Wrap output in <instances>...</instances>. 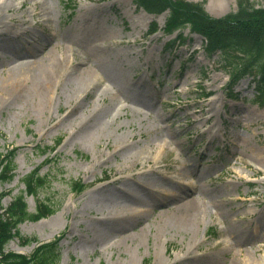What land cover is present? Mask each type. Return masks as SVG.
Wrapping results in <instances>:
<instances>
[{
	"label": "rangeland",
	"instance_id": "1",
	"mask_svg": "<svg viewBox=\"0 0 264 264\" xmlns=\"http://www.w3.org/2000/svg\"><path fill=\"white\" fill-rule=\"evenodd\" d=\"M189 1L204 2L215 17L238 9V0ZM5 2L0 151L18 152L14 180L0 181L2 205L39 169L51 182L38 199L57 208L20 225L38 243L15 239L7 251L28 256L64 234L59 264H231L248 256L264 264V107L254 102L251 78L231 87L202 37L188 28L166 35L167 13L149 14L134 0ZM153 22L160 29L149 35ZM49 52L63 61L53 91L44 92L39 67L11 79L18 62ZM76 181L89 187L74 193ZM195 189L224 215L203 212L190 229L178 212L181 201L168 197ZM260 196L261 204L253 202ZM27 202L35 212L37 198ZM131 206L137 210L127 211ZM250 213L261 216L238 221ZM228 222L247 231L246 243L229 239Z\"/></svg>",
	"mask_w": 264,
	"mask_h": 264
},
{
	"label": "trees",
	"instance_id": "2",
	"mask_svg": "<svg viewBox=\"0 0 264 264\" xmlns=\"http://www.w3.org/2000/svg\"><path fill=\"white\" fill-rule=\"evenodd\" d=\"M139 7L150 13L160 14L169 10L166 31L173 32L184 26L204 36L206 51L219 54L220 65L230 74L232 84L251 75L257 82V103L264 106V4L257 7L249 0H239L236 13L215 18L209 15L203 4L185 0H135ZM154 24V29L155 28ZM59 143V142H57ZM15 153H0V178L10 181ZM28 194H36L47 179L32 173L25 179ZM74 191L82 192L85 186L76 182ZM0 197V211L2 210ZM4 209V208H3ZM52 213L49 205L41 203L35 214L28 212L23 194L0 212V264H59L58 245L60 237L39 246L31 256L7 253L6 245L15 237L23 244L31 243L18 233V225L26 219L38 220Z\"/></svg>",
	"mask_w": 264,
	"mask_h": 264
},
{
	"label": "bare ground",
	"instance_id": "3",
	"mask_svg": "<svg viewBox=\"0 0 264 264\" xmlns=\"http://www.w3.org/2000/svg\"><path fill=\"white\" fill-rule=\"evenodd\" d=\"M5 1L6 0H3V2H0V25L5 24L6 19H7L3 15L4 14L3 12L10 10L9 5ZM222 13H223L222 11L214 12L215 15H221ZM161 25H163V23H161ZM31 57H32L31 59H24L18 62L19 66L17 67V70H15V73L12 75L11 79L19 81L21 77L26 76L29 73H32L33 72L32 70H35L36 67L37 68L39 67L40 74L38 78H40L41 80L40 82L44 86V92L47 93L51 87H52L51 91H53L56 85L52 80H54V78L57 77L58 73L61 72L63 61L61 62L58 56L50 52L48 53L47 56L44 55V56L38 57V54H34V55H31ZM71 75L72 77H74V73H72ZM87 94H90V92H88ZM198 117L196 116L197 122L200 121ZM157 169L158 167L155 166L152 169V171L156 172ZM123 179L124 177L122 176L119 179H117V181L119 180L122 181ZM114 182L115 180L110 181V183H114ZM170 198H174L176 202L181 201V204L177 206L178 212L183 217L186 227L187 228L189 227L190 229H193L194 224H198L201 221L203 212L211 213L212 215L217 216L219 218L223 217L224 215V213L219 210V208L217 207L216 203L213 200H210V201L206 200L207 196L203 192H201V190L199 189H195L190 195H187L185 197L184 196L175 197L174 195H169L168 199ZM262 199L263 197L260 196L258 198H255L253 202L261 204ZM241 200L243 201V203L248 202L247 198H242ZM232 202H239V199L232 200ZM172 203L173 202L171 201H166L165 207L168 208L172 206ZM129 209H126V210L136 211L137 207L131 206V208ZM256 216H261V213L258 215L255 213H250L247 216L241 219H238V221H241V222L249 221L251 223ZM226 233L229 235V239L234 240L235 243L244 244L249 239L247 231L241 230L239 228L234 229L233 226L229 224V222H228V225H226ZM181 251H183V249H181ZM190 255H191V251L188 250L184 252L183 257H185L186 259H189ZM231 264H254V262H252V258L248 256V260L246 261L234 260Z\"/></svg>",
	"mask_w": 264,
	"mask_h": 264
}]
</instances>
